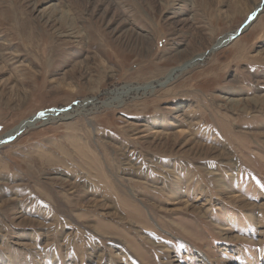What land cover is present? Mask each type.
I'll list each match as a JSON object with an SVG mask.
<instances>
[{
  "label": "rangeland",
  "instance_id": "obj_1",
  "mask_svg": "<svg viewBox=\"0 0 264 264\" xmlns=\"http://www.w3.org/2000/svg\"><path fill=\"white\" fill-rule=\"evenodd\" d=\"M62 109L0 144V264H264V0H0V137Z\"/></svg>",
  "mask_w": 264,
  "mask_h": 264
},
{
  "label": "bare ground",
  "instance_id": "obj_2",
  "mask_svg": "<svg viewBox=\"0 0 264 264\" xmlns=\"http://www.w3.org/2000/svg\"><path fill=\"white\" fill-rule=\"evenodd\" d=\"M259 10V8H257V10L255 12H253L251 14V16H249L248 19H251L252 16ZM248 21V20H246ZM231 36V35H230ZM230 36H227L224 40H221L217 43V46L222 47L224 45H227V43L223 44V41H225L226 39H228ZM142 44L147 47H150L151 44V38L148 34H144L141 38ZM142 45V46H143ZM222 45V46H220ZM203 57V54H199V55H195L193 58H191L190 60H187L186 62H184L183 64L171 69L168 74L165 76L166 78H169V80H172L175 78V76H178V73L182 72V69L185 67L187 64H194L196 62H199ZM189 64V65H190ZM184 70V69H183ZM167 80V81H169ZM157 83L159 85L163 86V82L161 80H158ZM153 85L152 84H147V85H142V86H125L123 88H121L120 90L117 89V91L113 90L111 93H114L116 96L113 98L114 100L117 101H121L123 99L124 96H127L129 94H131L132 92H143L146 93L148 91H152ZM110 93V92H109ZM97 99V98H96ZM96 99H92V100H87L84 102V104L82 105L84 108L88 105V104H96L98 103L96 101ZM112 99V100H113ZM111 100V101H112ZM122 102V101H121ZM103 103V102H102ZM109 104V103H108ZM88 107V106H87ZM71 112L66 110V109H62V110H58V111H53V112H44L42 114H36L28 119H25L23 121H21L17 126H15L13 129H11L10 131L6 132L5 134H3L0 137V144H2V142H4L5 140L9 139V138H14L17 136V134H20L21 131L34 127L36 124H38L39 122H46L49 121L53 118H55L56 116H68ZM1 146V145H0Z\"/></svg>",
  "mask_w": 264,
  "mask_h": 264
},
{
  "label": "water",
  "instance_id": "obj_3",
  "mask_svg": "<svg viewBox=\"0 0 264 264\" xmlns=\"http://www.w3.org/2000/svg\"><path fill=\"white\" fill-rule=\"evenodd\" d=\"M260 9L252 16L251 19H247L248 21L245 22L244 26L241 29H239L238 31H236L235 34L231 35L228 39H226L225 41H223L222 45L225 44V43H227V42H230L232 39H234L237 36H239L255 20V17L260 12ZM222 45H220V46H222Z\"/></svg>",
  "mask_w": 264,
  "mask_h": 264
}]
</instances>
